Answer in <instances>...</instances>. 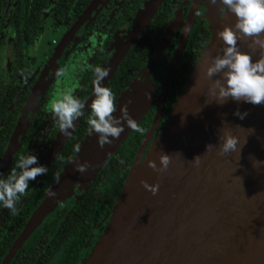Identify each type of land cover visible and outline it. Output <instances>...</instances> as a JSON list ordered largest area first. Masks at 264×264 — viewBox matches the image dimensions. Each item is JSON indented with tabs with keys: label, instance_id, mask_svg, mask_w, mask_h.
I'll list each match as a JSON object with an SVG mask.
<instances>
[{
	"label": "water",
	"instance_id": "95a60500",
	"mask_svg": "<svg viewBox=\"0 0 264 264\" xmlns=\"http://www.w3.org/2000/svg\"><path fill=\"white\" fill-rule=\"evenodd\" d=\"M163 1L148 0L140 9L136 24L110 64L105 80L113 76ZM199 1L194 0V4ZM208 7L211 39L179 93L168 121L145 156L148 141L162 118L169 84L176 73L189 30L172 57L159 95L155 94L150 77V71L156 64L154 61L148 65V72L147 68L142 71L145 79H136L116 102L114 116L120 117L121 104L132 98L127 110L138 124L155 102L159 101V105L110 220L83 264H230V260L243 258L246 252H256L258 248L264 250V179L256 183L262 187L260 195L253 185L255 168L264 171V163L253 165L254 159L264 162V104L253 105L229 98L220 105L208 95L212 81L206 78L205 69L214 57L223 55L226 47L217 33L236 22L235 15L220 0L215 5L210 2ZM174 29L173 23L164 36L165 41L169 40ZM251 43V39L243 38L238 40V47L241 51L252 52ZM252 55L253 60L258 59L261 50L257 48ZM218 78L220 74L212 80ZM94 98L95 95L85 105L83 115ZM208 101L211 104H206ZM237 110L248 114L241 119L234 115ZM83 115L74 121V129ZM123 123L124 132L103 148L98 144V134L94 131L88 133L75 157L60 173L59 182L54 181L43 202L29 218L6 261L59 201L72 193L75 187L91 185L109 158L133 132L126 122ZM74 129L70 130L71 133ZM225 129L240 137L241 144L247 138L240 154H219L220 136ZM251 129L254 132L251 133ZM68 137L61 134L53 154L62 148ZM210 143L214 147L207 151ZM163 153L172 157L166 171L161 173L148 167L149 161L161 166L160 155ZM197 155L201 156L199 165L191 162ZM78 163L87 165V171H77ZM142 181L159 184L157 194L146 190ZM49 191L56 195L50 197ZM247 225L254 227L247 229ZM245 238L252 242L248 248L243 252L234 251V247Z\"/></svg>",
	"mask_w": 264,
	"mask_h": 264
},
{
	"label": "flooded vegetation",
	"instance_id": "af4514ba",
	"mask_svg": "<svg viewBox=\"0 0 264 264\" xmlns=\"http://www.w3.org/2000/svg\"><path fill=\"white\" fill-rule=\"evenodd\" d=\"M170 1L173 5L167 20V30L173 23L175 29L168 41L164 40L167 30L163 34L161 43L149 62L156 61L150 77L159 67L162 68V74L166 66L164 72L167 74L177 47L189 30L188 41L196 22L201 25L203 39L210 33V0H200L197 5L194 0ZM145 3L146 0H0V179L7 178L20 156L36 155L39 164L48 169L46 174L29 182L26 194L17 202L16 214L0 203V264H61L66 248L61 243L56 247L53 245L55 250L51 249L52 245L49 247L45 238L53 236L54 228L43 227V224L48 217H54L58 221L54 241L60 235L62 242L70 241L71 233H64L62 226L88 187H75L72 193L59 201L30 235L31 237L40 230L33 238L36 244L30 250L18 254L29 237L6 261L31 215V206L36 204L42 194V200L45 199L72 147L65 150L76 127L62 148L53 154L62 132L51 110V102L60 98L68 89H74L73 95L84 105L92 99L95 95L93 69L96 66L109 69L127 41L136 24L138 12ZM224 11L225 8L222 14ZM41 37L43 40L37 48L36 42ZM125 58L113 76L104 79V86L107 87ZM89 65L92 67L89 68ZM60 68L65 69V75L58 79L56 72ZM22 71L28 76L27 80L21 75ZM142 76L141 72L135 79ZM90 105L84 114L89 111ZM157 129L148 141L144 156L162 131L157 133ZM60 211L62 212L59 213ZM110 215L103 217L93 230L86 241L83 255L100 228L104 224L107 226ZM20 225L23 227L17 233ZM12 235L15 238L8 242Z\"/></svg>",
	"mask_w": 264,
	"mask_h": 264
},
{
	"label": "clouds",
	"instance_id": "9594fccd",
	"mask_svg": "<svg viewBox=\"0 0 264 264\" xmlns=\"http://www.w3.org/2000/svg\"><path fill=\"white\" fill-rule=\"evenodd\" d=\"M212 5L217 0H210ZM220 2L231 11L235 17L234 25H226L223 30L217 33L223 40L226 47L223 55H218L211 60V63L205 69V76L211 80L208 95L218 104L223 105L229 98L235 101H244L253 105L264 104V0H220ZM249 38L252 43L249 47L252 52L257 48L261 50L258 59L253 60L252 52L241 51L238 47V40ZM36 42L39 48L40 41ZM89 68L92 66L89 65ZM95 79L93 81L95 98L91 107V117L87 123L89 132L98 134V144L103 148L106 144L110 145L114 139H118L124 132V123L137 133H143L145 129L129 116L127 108L121 109V116L116 117L117 111L116 97L111 88L102 86V81L108 77L110 69L96 66L94 69ZM220 74V78L212 80V77ZM21 75L27 80L28 76L22 71ZM65 75V69L60 68L56 72L57 78ZM74 89H68L60 98L51 102V110L57 118L59 128L65 136H70L74 129V121L83 115L84 103L73 95ZM206 104H211L210 101ZM247 112L241 113L237 110L234 115L244 119ZM183 119V118H182ZM251 133L254 129L250 130ZM219 154L225 155L231 152H241L243 146L247 143H240V137L234 135L230 130L225 129L220 136ZM214 147L213 144L207 145V151ZM79 148L77 147V151ZM200 155H197L191 162L199 165ZM172 162L171 155L163 153L160 155V165L155 161H149L148 167L157 172H164ZM262 161L253 160V165L257 166ZM19 170V171H18ZM76 170L83 173L87 171V165L77 164ZM47 167L39 164L36 155L20 156L15 166L11 169L6 179H0V203L13 214H16L17 202L20 197L26 194L29 182L35 180L38 176L46 174ZM59 182V174L55 177ZM142 186L156 195L159 191V184H149L147 181L141 182ZM48 195L54 197L56 193L49 191Z\"/></svg>",
	"mask_w": 264,
	"mask_h": 264
},
{
	"label": "trees",
	"instance_id": "16d2710c",
	"mask_svg": "<svg viewBox=\"0 0 264 264\" xmlns=\"http://www.w3.org/2000/svg\"><path fill=\"white\" fill-rule=\"evenodd\" d=\"M147 1L148 0H146V2ZM172 5L173 4L170 0H164L162 2L157 12L153 16L149 26L144 30L138 41L128 52L121 67L107 85V87L111 88L114 92L116 102L121 97L123 92L136 80L135 78L137 75L140 74L146 67H148L149 62L158 49V45L161 43L163 34L167 30V20L172 9ZM211 36L212 30L210 29L209 35L206 37V39H203L204 36L201 34V25L199 22L195 23L189 35L187 44L185 45L181 54L176 73L169 84L162 112V118L160 120L161 122L157 127V133L163 129L166 122L168 121L179 93L186 84L204 49L208 45ZM201 41L203 42L202 45ZM172 52L173 49L170 51L168 60ZM160 68L161 67H159L151 76V81L156 95L161 93L166 77L164 72V70H166V66L164 67L162 74V68ZM155 103L152 105L146 116L138 124L139 126L143 127L145 131L142 134L133 131L129 135L120 149L109 158L103 168L99 171L96 178L91 182V185L85 191V194L81 200L77 203L75 209H73L72 214L62 226L63 232L71 233L72 239L70 241L62 242L60 235L56 241H54V236L57 232L56 228L58 226V221H55L54 217H48V219H46L45 223L43 224V227L54 228L53 236L51 237L48 235V238H45L49 244V247L52 245L51 249L55 250L54 247H56L58 243H61L62 247L66 248V252L61 260V264H83L89 257L95 244L100 238V234L104 232L106 227L105 224L100 228L99 233L94 237L91 245L86 250L85 255H83L86 241L90 237L91 233L98 226L100 220L103 217L112 213L120 198L125 183L129 177L133 162L135 161L137 153L145 141V138L147 137L153 124V120L156 116L159 101ZM91 115L92 113L90 108L89 111L83 115L80 124L76 126L72 137L65 146V150H67V148L70 146L72 147H70L68 151V158L63 169L69 163V161L75 157L77 153V147L79 148L80 144L86 139L89 133V125L87 121ZM43 196L44 195L42 194L36 204L31 206V215L38 208V205L43 201ZM61 212L62 211L59 213ZM28 220L29 219H27V222ZM22 227L23 225L18 227L17 233ZM39 231L37 233H39ZM37 233L29 238L24 247L20 249L18 254L20 252L30 250L31 247L36 244L33 238ZM14 238L15 237L12 235V238L8 240V242H12ZM1 258L2 254H0V260Z\"/></svg>",
	"mask_w": 264,
	"mask_h": 264
},
{
	"label": "bare ground",
	"instance_id": "6f19581e",
	"mask_svg": "<svg viewBox=\"0 0 264 264\" xmlns=\"http://www.w3.org/2000/svg\"><path fill=\"white\" fill-rule=\"evenodd\" d=\"M132 98L124 101L121 105L123 106V108H127L129 105H131L132 102ZM91 141H94L93 139ZM258 167L255 168V172H256V181L254 180L253 185L256 188V192H258V194L260 195L262 192V187L261 186H256V183L259 179H264V171H258ZM259 175V176H258ZM72 177V176H71ZM252 227H254L253 225H247L246 228L247 229H251ZM251 240L250 239H242L239 244L234 247V251L236 252H243L245 251L248 247V244H251ZM230 264H264V250L261 248H258L256 252H246L243 255V258H234L232 260H230L229 262Z\"/></svg>",
	"mask_w": 264,
	"mask_h": 264
},
{
	"label": "rangeland",
	"instance_id": "374dc122",
	"mask_svg": "<svg viewBox=\"0 0 264 264\" xmlns=\"http://www.w3.org/2000/svg\"><path fill=\"white\" fill-rule=\"evenodd\" d=\"M189 24H190V22H189ZM186 26L188 27L189 25L187 24ZM141 78L144 80L145 79V76H142Z\"/></svg>",
	"mask_w": 264,
	"mask_h": 264
}]
</instances>
